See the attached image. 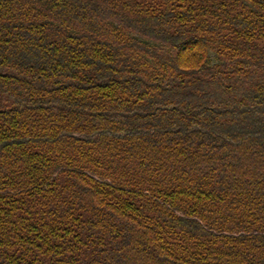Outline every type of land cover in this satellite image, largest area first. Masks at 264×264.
I'll return each instance as SVG.
<instances>
[{"label":"trees","instance_id":"16d2710c","mask_svg":"<svg viewBox=\"0 0 264 264\" xmlns=\"http://www.w3.org/2000/svg\"><path fill=\"white\" fill-rule=\"evenodd\" d=\"M0 264H264V0H0Z\"/></svg>","mask_w":264,"mask_h":264}]
</instances>
